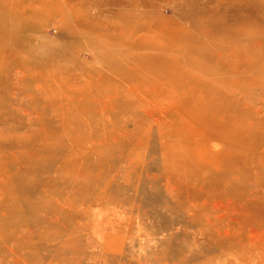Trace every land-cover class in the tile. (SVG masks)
<instances>
[{
    "label": "rangeland",
    "instance_id": "rangeland-1",
    "mask_svg": "<svg viewBox=\"0 0 264 264\" xmlns=\"http://www.w3.org/2000/svg\"><path fill=\"white\" fill-rule=\"evenodd\" d=\"M0 264H264V0H0Z\"/></svg>",
    "mask_w": 264,
    "mask_h": 264
},
{
    "label": "bare ground",
    "instance_id": "bare-ground-1",
    "mask_svg": "<svg viewBox=\"0 0 264 264\" xmlns=\"http://www.w3.org/2000/svg\"><path fill=\"white\" fill-rule=\"evenodd\" d=\"M37 13V12H36ZM24 14V13H23ZM20 15H21V13H20ZM31 16H33L32 14H30ZM38 15V14H37ZM27 16H28V14H27ZM22 17V16H21ZM21 17H20V19H21ZM141 17H143V16H140V18ZM34 18V17H33ZM36 18V17H35ZM25 19V18H24ZM27 19V18H26ZM24 21H26V20H24ZM137 23L139 22L140 23V19L139 20H135ZM145 23V22H144ZM143 23V24H144ZM29 24V23H28ZM121 24V23H120ZM143 27H144V25H143ZM4 28V27H3ZM137 28H138V31L139 30H142L143 28H142V26L141 25H138L137 26ZM193 49V48H192ZM192 51V50H191ZM195 52V51H194ZM234 57V56H233ZM232 58V57H231ZM222 61V60H221ZM43 76V75H42ZM41 76V77H42ZM44 77V76H43ZM163 77V76H162ZM166 79V78H165ZM156 80V79H155ZM147 82V81H146ZM140 84H142L141 82H140ZM161 84H163V83H161ZM141 86V85H140ZM151 86V85H150ZM139 88V87H138ZM131 89V88H130ZM134 89H135V87H134ZM152 89V88H151ZM156 89H152V90H150V92L151 91H153V93H154V91H155ZM186 90V89H185ZM169 103H171V102H169ZM169 103L168 102H166V104H165V109H166V113L164 114V115H162V116H159V115H157V114H151L152 116H153V118H150V119H153V121L158 125V127H160V131H161V133L160 134H162V131L163 132H165L166 133V135H169V136H176V137H180V138H189V139H191V140H193V142H194V144H195V146H194V149H193V151L195 152V153H197V154H200V155H202L203 156V158L205 159V160H203V161H200L199 162V165H206V164H215L216 163V158L215 157H213V156H211L210 155V152H209V150H208V146H210V145H215V143L214 142H212V141H206L205 139H203V137L202 136H200V138H196V139H192L193 137H189L188 136V134H185V130L183 129V128H185L186 126H187V124H186V121L187 120H185L181 115V113H180V111H179V108L176 106H170L169 105ZM172 105V104H171ZM174 105V104H173ZM176 105V104H175ZM180 106V105H179ZM183 106H185V105H183ZM183 106H180L181 108H184ZM189 106V105H188ZM196 106V105H195ZM186 107V106H185ZM190 107V106H189ZM199 107V106H198ZM168 108V109H167ZM188 109V108H187ZM191 109V108H190ZM197 108L195 107H193V109L192 110H194V112L191 114L192 116H194L195 118H194V121H198V119H199V117H200V115L201 114H206L205 113V111L203 110H200V111H198V110H196ZM144 112H145V110H144ZM143 112V113H144ZM149 113V112H148ZM147 114V113H146ZM150 114V113H149ZM151 115H150V117H151ZM148 116V115H147ZM189 117H190V115H188ZM149 117V116H148ZM212 118L215 120V119H217L218 118V112L217 111H215L214 113H212ZM193 121V120H192ZM200 125L202 126V127H204V129L206 130V129H212L211 130V132L214 134V135H216V134H218L223 128L224 129H230V127H231V129L234 127V123L230 126V125H228V124H224L223 125V128H222V126L221 125H219V124H215V123H200ZM189 133V132H188ZM192 134V133H191ZM195 135V134H194ZM175 155L177 156V159L179 160H181V162L183 161V160H185V158H187V153L185 152V151H183V150H177V152L175 153ZM180 155V156H179ZM175 159V158H174ZM171 163H172V161H171ZM169 164V163H168ZM209 166H212V165H209ZM185 170V169H184ZM231 197V196H230ZM234 213V212H233ZM232 213V214H233ZM223 219H224V217H223ZM119 222H121V221H119ZM9 225H11V224H9ZM113 225V224H112ZM136 226H137V223H136ZM10 227V226H9ZM138 227V226H137ZM2 228L3 229H7V227H5V226H2ZM138 229V228H137ZM199 231V230H198ZM137 232H138V230H137ZM136 232V233H137ZM200 232V231H199ZM201 233V232H200ZM198 234V233H197ZM197 244V243H196ZM220 244H222V241H220ZM222 246L223 245H221L218 249H216V251H220V252H222V251H225L226 252V250H222V249H224V248H222ZM198 251V250H197ZM209 251V250H208ZM213 251V250H212ZM202 252V251H201ZM219 253V252H218ZM198 254V253H197ZM220 254V253H219ZM165 256V255H164Z\"/></svg>",
    "mask_w": 264,
    "mask_h": 264
}]
</instances>
